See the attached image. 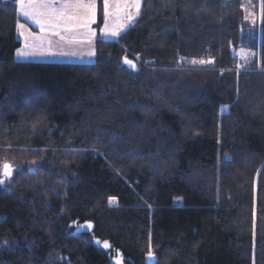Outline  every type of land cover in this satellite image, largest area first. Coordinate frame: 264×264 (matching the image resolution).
I'll use <instances>...</instances> for the list:
<instances>
[{
  "label": "trees",
  "instance_id": "1",
  "mask_svg": "<svg viewBox=\"0 0 264 264\" xmlns=\"http://www.w3.org/2000/svg\"><path fill=\"white\" fill-rule=\"evenodd\" d=\"M97 2L94 61L66 62L19 60L0 0V165L43 160L0 186V264H264L261 0H144L117 39Z\"/></svg>",
  "mask_w": 264,
  "mask_h": 264
},
{
  "label": "snow or ice",
  "instance_id": "2",
  "mask_svg": "<svg viewBox=\"0 0 264 264\" xmlns=\"http://www.w3.org/2000/svg\"><path fill=\"white\" fill-rule=\"evenodd\" d=\"M19 14L32 20L38 25L39 33H34L27 29L24 24H18L20 35L24 38V47L16 50V57L43 56V55H76L73 52H56V47L70 45H91L93 37L96 35L92 25L97 22L98 5L97 0H16ZM142 0H103L102 18L105 36L119 37L140 15ZM261 19L264 20V0H261ZM52 37L56 40L53 41ZM89 55L94 56L91 51ZM123 62L129 68L135 69L133 60L124 57ZM193 64H213L214 59L192 60ZM35 163V162H33ZM13 169L10 164L0 165V186L5 184V179L12 176ZM108 203L114 205L118 203L116 197H109ZM79 227V226H78ZM90 223L82 226V229L91 228ZM253 243L256 237V222L253 220ZM97 244L100 242L97 240ZM5 244L7 242L5 241ZM104 248H109L107 241ZM149 264H158L155 253L149 247L147 253ZM116 264H123L122 260H117ZM255 264V260H253Z\"/></svg>",
  "mask_w": 264,
  "mask_h": 264
},
{
  "label": "crops",
  "instance_id": "3",
  "mask_svg": "<svg viewBox=\"0 0 264 264\" xmlns=\"http://www.w3.org/2000/svg\"><path fill=\"white\" fill-rule=\"evenodd\" d=\"M97 5H98V2H97ZM18 12H19V9H18ZM21 17L27 22V23H24L23 22L21 24H24L25 27L27 29H29L30 31H32L34 33H39V27H38V25H36L35 23L32 22V20H30V19H28L26 17H23V16H21ZM97 19H98V11H97ZM28 23H29L30 26L28 25ZM92 28L95 30L96 35L93 37L92 43L89 46H87V44H82V45H70V46L56 47L55 44H54V50L56 52L59 53V52H61L60 50H63L62 52H73V53H77L74 56L57 54V55H43V57L41 59H38L36 57L33 58L32 56H28V57H30V59H33V60H54V61H79V62L83 61V62H92V61H94V58L93 59H90V60H85L86 54L89 51L91 52L94 49L96 51V48L94 46V43H95V40L98 37V31H97V29L95 27V24L92 25ZM52 39H53V41L56 40L55 37H52ZM23 47H24V38H23V45L19 49H22ZM28 57H19L18 59L19 60H27V59H29Z\"/></svg>",
  "mask_w": 264,
  "mask_h": 264
},
{
  "label": "rangeland",
  "instance_id": "4",
  "mask_svg": "<svg viewBox=\"0 0 264 264\" xmlns=\"http://www.w3.org/2000/svg\"><path fill=\"white\" fill-rule=\"evenodd\" d=\"M143 4H144V0H142V6H141V11H142V7H143ZM141 14V13H140ZM140 16V15H139ZM138 16V17H139ZM138 17L136 18V20L138 19ZM135 20V21H136ZM134 21V22H135ZM133 22V23H134ZM132 23V24H133ZM131 24V25H132ZM28 25H29V23H28ZM130 25V26H131ZM30 26V25H29ZM129 26V27H130ZM103 27H104V25L102 24V29H103ZM128 27V28H129ZM127 28V29H128ZM126 30V29H125ZM124 30V31H125ZM123 31V32H124ZM122 32V33H123ZM103 33V32H102ZM121 33V34H122ZM103 36L105 37V38H107V39H117L118 37H112V36H105L104 34H103ZM23 37V36H22ZM87 46H89V44H87ZM94 46H95V44H94ZM96 48V47H95ZM61 52L63 51V50H60ZM94 52H95V54H96V51H95V49L93 50ZM89 53H90V51L86 54V58H85V60H90V59H93V58H95V55L94 56H91V55H89ZM244 53V59H246V60H248L249 59V55H250V53L249 52H247V51H244L243 52ZM71 56H74V55H71ZM33 58L34 57H36V58H38V59H41L43 56H40V55H37V56H32ZM31 57V58H32ZM29 59H30V57H28ZM241 59H242V56H241ZM33 60V59H32ZM240 59L239 60H237V62H236V65L235 66H237L238 68L240 67ZM67 62V61H66ZM81 62H83V61H81ZM227 109V107H224L223 108V110H226ZM43 160H41V159H33V160H28V161H26V162H24V163H21V164H17V163H15V162H11L12 164V166H13V170H14V172H13V176L15 177L16 176V174L17 173H23V172H25L26 170H34L35 168H38L39 166H40V164H41V162H42ZM33 162H35V163H33ZM7 182L8 183H14V178L13 179H9V180H7ZM176 203L178 204L179 203V200H176Z\"/></svg>",
  "mask_w": 264,
  "mask_h": 264
},
{
  "label": "water",
  "instance_id": "5",
  "mask_svg": "<svg viewBox=\"0 0 264 264\" xmlns=\"http://www.w3.org/2000/svg\"><path fill=\"white\" fill-rule=\"evenodd\" d=\"M86 223H90L92 225L91 228H88V229H82V226L85 225ZM74 225L76 226V232H90L92 231L93 227H94V224L93 222L91 221H85L83 223H77V222H74ZM79 226V227H78ZM97 241V239L95 240V242ZM104 244V243H103ZM117 260H122V257L118 256L116 258L113 259V262L112 264H116V261ZM123 261V260H122ZM124 264V263H123Z\"/></svg>",
  "mask_w": 264,
  "mask_h": 264
}]
</instances>
